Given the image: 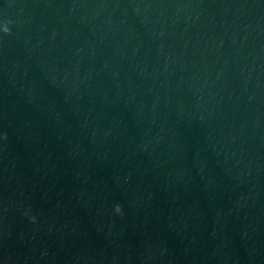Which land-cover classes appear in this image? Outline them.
<instances>
[{
  "label": "water",
  "instance_id": "95a60500",
  "mask_svg": "<svg viewBox=\"0 0 264 264\" xmlns=\"http://www.w3.org/2000/svg\"><path fill=\"white\" fill-rule=\"evenodd\" d=\"M0 264H264V0H0Z\"/></svg>",
  "mask_w": 264,
  "mask_h": 264
},
{
  "label": "clouds",
  "instance_id": "9594fccd",
  "mask_svg": "<svg viewBox=\"0 0 264 264\" xmlns=\"http://www.w3.org/2000/svg\"><path fill=\"white\" fill-rule=\"evenodd\" d=\"M2 30H3L5 33L8 32V28H7V27H4ZM115 211H116L117 213L120 212V207H119L118 205L115 207Z\"/></svg>",
  "mask_w": 264,
  "mask_h": 264
}]
</instances>
